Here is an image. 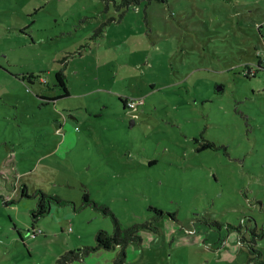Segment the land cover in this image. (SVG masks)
Instances as JSON below:
<instances>
[{
  "label": "rangeland",
  "instance_id": "obj_1",
  "mask_svg": "<svg viewBox=\"0 0 264 264\" xmlns=\"http://www.w3.org/2000/svg\"><path fill=\"white\" fill-rule=\"evenodd\" d=\"M38 191L66 203L33 224ZM113 219L156 228L125 264H247L241 239L264 231V0H0V264H59ZM254 247L264 259V234Z\"/></svg>",
  "mask_w": 264,
  "mask_h": 264
},
{
  "label": "trees",
  "instance_id": "obj_2",
  "mask_svg": "<svg viewBox=\"0 0 264 264\" xmlns=\"http://www.w3.org/2000/svg\"><path fill=\"white\" fill-rule=\"evenodd\" d=\"M105 3L109 2H116V0H102ZM152 0H120V5L123 7H129V6H137L140 5L141 3H150ZM158 1H163V0H158ZM258 66L261 68V61L258 62ZM251 75V70L248 69V72L245 74L246 77H250ZM252 77H255V74L251 75ZM16 77L21 78V76L16 75ZM56 80H57V86H59L63 94L61 97H66L69 96V92L66 88L65 84V76L62 72H58L56 74ZM222 92V90L220 91ZM136 100H140L141 103L137 102L133 106H130L131 102H134ZM120 101L122 102V106L125 110H130V111H137V108L140 106H143L144 100L143 99H129V98H120ZM136 115H133V118L136 119ZM61 127V126H60ZM204 149H218L215 147L213 143H206L204 144L200 150ZM25 191L26 187H23V192L22 195L25 196ZM38 197L37 200V205L34 210H31V219L32 223L34 224L39 218L44 217L47 215L50 211V201L49 200H55L57 204L63 205L66 202L61 200L60 198L56 196H48L44 194L42 191H38L33 194V197ZM83 201L84 205L91 203L95 208H98L94 202L89 200L88 194L83 195ZM10 201L4 202L5 204H9ZM152 211L156 212L159 217H163L164 213L162 210L157 209V208H150ZM107 211L108 209H104ZM104 211V212H105ZM108 213V211H107ZM169 216L173 217L171 213H168ZM114 222V230L112 233H109L104 230H99L96 235H95V242L96 245L94 247H86L82 250H72L67 253H65L57 262L59 264H69L70 262L74 261H81L83 260L82 256L83 255H88L90 252L96 251V250H111V249H119L116 258L114 260L113 264H125L126 263V250L130 245H135V246H141L142 244V235L141 232L144 229L154 231L156 228L151 225V223H144V224H136L133 226H130L126 229H122L121 226L119 225L118 221L116 219H113ZM264 231L261 232L260 234H256L254 231H251V241H246L245 238L241 239V243L247 242V249H248V260L247 264H264V259H262V254L261 252L256 249L254 246L256 244V238L261 239L263 237Z\"/></svg>",
  "mask_w": 264,
  "mask_h": 264
},
{
  "label": "water",
  "instance_id": "obj_3",
  "mask_svg": "<svg viewBox=\"0 0 264 264\" xmlns=\"http://www.w3.org/2000/svg\"><path fill=\"white\" fill-rule=\"evenodd\" d=\"M217 90H218V91L222 90V87H218ZM130 124L133 125V124H134V121L131 120ZM59 128H60V124H56V125H55V129L58 130Z\"/></svg>",
  "mask_w": 264,
  "mask_h": 264
},
{
  "label": "built area",
  "instance_id": "obj_4",
  "mask_svg": "<svg viewBox=\"0 0 264 264\" xmlns=\"http://www.w3.org/2000/svg\"><path fill=\"white\" fill-rule=\"evenodd\" d=\"M137 102L141 103L140 100H136V101H134V102H131L130 106H133V105H134L135 103H137Z\"/></svg>",
  "mask_w": 264,
  "mask_h": 264
},
{
  "label": "crops",
  "instance_id": "obj_5",
  "mask_svg": "<svg viewBox=\"0 0 264 264\" xmlns=\"http://www.w3.org/2000/svg\"><path fill=\"white\" fill-rule=\"evenodd\" d=\"M132 248V247H131ZM132 250V249H131Z\"/></svg>",
  "mask_w": 264,
  "mask_h": 264
}]
</instances>
